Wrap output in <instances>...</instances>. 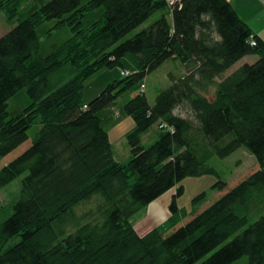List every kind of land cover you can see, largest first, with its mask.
Returning <instances> with one entry per match:
<instances>
[{"label":"trees","instance_id":"obj_1","mask_svg":"<svg viewBox=\"0 0 264 264\" xmlns=\"http://www.w3.org/2000/svg\"><path fill=\"white\" fill-rule=\"evenodd\" d=\"M21 1L0 0L8 21ZM37 3L0 36V158L27 139L37 118L41 124L31 144L0 168V189L23 174L18 196L0 209V264H231L243 255L245 264H264V41L230 1ZM98 7L102 15L83 27L82 17ZM51 19L52 29L66 25L72 33L43 54L36 29ZM246 55L256 59L226 74ZM169 59L180 61L184 73L171 76L149 103L145 77ZM64 66L72 75L54 85L50 77ZM114 67L122 77L83 102L85 80ZM22 88L30 103L8 116L7 101ZM126 92L122 107L134 127L125 134L129 160L120 163L97 113ZM177 106L193 118L175 113ZM151 127L157 138L145 147L141 136ZM241 146L254 155L256 170L173 227L183 213L179 184L169 205L173 230L136 229L137 211L187 176L216 175L209 159ZM80 205L86 210L77 221Z\"/></svg>","mask_w":264,"mask_h":264},{"label":"rangeland","instance_id":"obj_2","mask_svg":"<svg viewBox=\"0 0 264 264\" xmlns=\"http://www.w3.org/2000/svg\"><path fill=\"white\" fill-rule=\"evenodd\" d=\"M38 7L37 0H22L18 9L16 16L8 21L6 19V14L0 11V36L8 31L12 26H14L19 20L28 16ZM103 8L98 7L89 10L82 17V26L86 27L94 20L98 19L102 15ZM159 13L151 15L147 20L141 23L138 27L130 31L125 37L137 32L139 29L147 26L151 23ZM169 22H171V17H167ZM57 20L51 19L42 22L36 29L37 35L40 42V50L43 54H47L57 46H59L63 41H65L71 35V30L68 26L64 25L58 28H53ZM51 28V30H50ZM50 30V31H49ZM184 73V65L177 60H166L156 69L149 72L145 77L146 88L145 94L149 103H153L156 94L165 89L171 82V76L180 77ZM72 75L70 67L64 66L60 71L55 72L51 77L50 81L54 85H59L64 82L67 78ZM122 77L121 70L119 67L114 68H101L93 75H91L84 82L83 87V102L87 103L93 97H95L106 84L116 78ZM131 93L126 92L121 94L113 107L102 108L97 114L103 121V126L108 132L109 140L112 147V152L114 158L120 163H126L130 157V147L126 140V132L134 127V121L130 115H127L123 111V104L129 98ZM8 116H13L20 112L24 107L30 103V98L25 90L22 88L15 92L7 101ZM175 113H179L183 116L193 118L192 113L188 108L184 106H177L175 108ZM40 119L37 118L34 123L27 129V139L19 144L12 151L0 158V168L8 163L10 160L19 155L24 151L30 144L34 136L37 134L40 128ZM157 130L155 127H151L146 133L142 135L141 143L143 146L147 147L153 143L156 138ZM208 163L214 167L217 174H203L199 176H187L183 178L180 183L170 188L169 193L165 191L159 197L154 199L152 202L147 204L145 207L137 211L132 217L131 222L136 225L139 232H146L153 227L152 213L150 210H154L158 206L157 214L165 215L168 212V217L171 215V210L169 208L172 196L174 195L176 188L179 184L183 186V192L176 197L177 207L182 209L178 211L176 218L178 221L175 225H171L168 217L155 224L159 225V229L163 233H170L173 227H177L187 221L191 216L192 212H199L222 194L236 185L239 181L244 179L250 173L258 168L257 161L254 155L244 146H241L231 152L225 157H219L214 154L208 161ZM22 175L15 177L6 186L0 189V209L7 207L19 194L21 187ZM221 180L225 182L223 188H218L215 183ZM204 194L194 205H192L191 200L199 195ZM169 194H171L169 196ZM165 196H169L166 204H163L162 200ZM86 207L78 206L74 210L76 220L79 221L82 213ZM156 213V212H153ZM71 220V219H70ZM69 220V221H70ZM85 219H80V221L85 222ZM87 221V220H86ZM247 261V256L243 255L237 260L233 261L231 264H245Z\"/></svg>","mask_w":264,"mask_h":264},{"label":"crops","instance_id":"obj_3","mask_svg":"<svg viewBox=\"0 0 264 264\" xmlns=\"http://www.w3.org/2000/svg\"><path fill=\"white\" fill-rule=\"evenodd\" d=\"M229 1L234 7V9L236 10V12L238 13V15L249 25L253 33L260 36L264 41V0H229ZM255 59H256L255 55H246L242 57L227 70L226 74L230 73L240 64L244 62H252ZM152 136L153 138H157V136H154V135ZM141 139H142V136H141ZM169 191L167 192L169 193ZM170 195L171 194H169V196ZM169 196H165V199L162 200L163 204H166ZM157 208H155L152 211L150 210L149 212L150 214L152 213L151 215L154 221L153 223L155 224H157L158 222H161L162 220L168 217V212H166L165 215H161V214L158 215L157 212L159 208L158 209ZM153 212H156V213H153ZM155 224L153 225V227H159V225L156 226ZM134 226L136 227V225Z\"/></svg>","mask_w":264,"mask_h":264},{"label":"built area","instance_id":"obj_4","mask_svg":"<svg viewBox=\"0 0 264 264\" xmlns=\"http://www.w3.org/2000/svg\"><path fill=\"white\" fill-rule=\"evenodd\" d=\"M165 1L168 5H171V6H174V5L179 4L181 2V0H165ZM251 44H254L253 40L251 41ZM123 73L128 74V71H123ZM144 87H145L144 84H142L140 87V91H143ZM167 128H169V127H167Z\"/></svg>","mask_w":264,"mask_h":264}]
</instances>
